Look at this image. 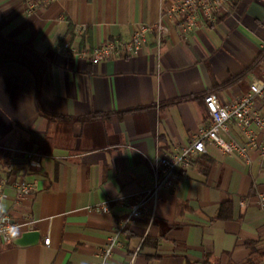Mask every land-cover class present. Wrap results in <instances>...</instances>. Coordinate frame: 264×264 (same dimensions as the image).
<instances>
[{
  "label": "crops",
  "instance_id": "0c3cea01",
  "mask_svg": "<svg viewBox=\"0 0 264 264\" xmlns=\"http://www.w3.org/2000/svg\"><path fill=\"white\" fill-rule=\"evenodd\" d=\"M31 1L33 12L0 0V216L17 226L0 238V264H100L111 237L105 264H264L255 150L245 160L206 145L118 232L156 162L210 125L205 94L228 105L263 76L264 0H233L183 36L171 14L181 0ZM159 20L168 31L147 30L137 53L90 62L105 41ZM64 43L75 56L59 52ZM28 154L40 156L36 168ZM19 182L33 192L17 198ZM107 201V214L94 210Z\"/></svg>",
  "mask_w": 264,
  "mask_h": 264
},
{
  "label": "built area",
  "instance_id": "2783aa9c",
  "mask_svg": "<svg viewBox=\"0 0 264 264\" xmlns=\"http://www.w3.org/2000/svg\"><path fill=\"white\" fill-rule=\"evenodd\" d=\"M29 12L34 11L35 5L31 0H22ZM49 0H42L47 3ZM233 0H181L176 4L171 14L179 18V30L183 36L193 27L195 20L201 18L207 25H213L216 17L228 10ZM155 29L158 33H166L168 30L159 20L152 27H142L134 33L127 42L105 41L99 47L94 48L89 54L91 63L103 62L116 58L122 53H137L143 43L147 30ZM81 33L85 32L83 26L79 27ZM59 52L65 58L75 56V52L69 44L64 43L59 47ZM203 103L210 119L207 129L200 131L188 146L180 148L176 153L160 158L156 162L154 179L151 187L146 188L134 200L127 203L128 214L120 224L118 232L127 224L140 218L145 203L148 200H157V194L161 190L171 188L177 178V171L192 164L197 155L205 153L206 145L216 147L225 155H236L245 160L248 159L250 150H255L258 157L264 162V74L260 79L254 80L247 92L234 102L224 105L216 94L204 96ZM238 131L239 139L231 136V128ZM227 138H225V137ZM29 166L36 168L40 159L37 154H28ZM1 192V187H0ZM17 198H23L33 192V186L28 183L19 182L15 185ZM258 206L264 210V195H256ZM96 211L107 214L109 202H104L94 208ZM17 226L7 218L0 216V238L7 240L15 232ZM43 245H49V238L43 241ZM116 237L108 238L99 252L100 264H105L116 247Z\"/></svg>",
  "mask_w": 264,
  "mask_h": 264
},
{
  "label": "trees",
  "instance_id": "16d2710c",
  "mask_svg": "<svg viewBox=\"0 0 264 264\" xmlns=\"http://www.w3.org/2000/svg\"><path fill=\"white\" fill-rule=\"evenodd\" d=\"M241 76H243V75H240V76H238V77H241ZM238 77L233 78V79L230 80L229 82H227V83H225V84L219 86L218 89H224V88L228 87L229 85H231L232 83H234V82L238 79ZM216 91H217V90L211 91V92H209V93H207V94H205V95H208V94H215ZM180 101H185V99L180 100ZM96 117H97L96 115H91V116H87V117H84V118H80L79 120H80V121L94 120Z\"/></svg>",
  "mask_w": 264,
  "mask_h": 264
},
{
  "label": "clouds",
  "instance_id": "9594fccd",
  "mask_svg": "<svg viewBox=\"0 0 264 264\" xmlns=\"http://www.w3.org/2000/svg\"><path fill=\"white\" fill-rule=\"evenodd\" d=\"M13 235H15V233Z\"/></svg>",
  "mask_w": 264,
  "mask_h": 264
}]
</instances>
